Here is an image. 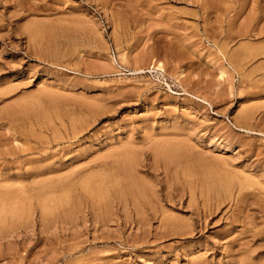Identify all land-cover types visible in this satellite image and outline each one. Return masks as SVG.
Listing matches in <instances>:
<instances>
[{
  "label": "rangeland",
  "instance_id": "obj_1",
  "mask_svg": "<svg viewBox=\"0 0 264 264\" xmlns=\"http://www.w3.org/2000/svg\"><path fill=\"white\" fill-rule=\"evenodd\" d=\"M263 51L264 0H0V264H264Z\"/></svg>",
  "mask_w": 264,
  "mask_h": 264
},
{
  "label": "bare ground",
  "instance_id": "obj_2",
  "mask_svg": "<svg viewBox=\"0 0 264 264\" xmlns=\"http://www.w3.org/2000/svg\"><path fill=\"white\" fill-rule=\"evenodd\" d=\"M203 20H204V19H203ZM222 22H223V20H222ZM256 34H257V33H256ZM252 44L254 45V43H252ZM244 45H245V44H244ZM248 45H249V44H248ZM256 45H257V44H256ZM246 46H247V45H246ZM246 46H245V47H246ZM257 46H259V45H257ZM254 47H255V45H254ZM254 47H253V48H254ZM249 48H251V47H249ZM253 48H252V49H253ZM255 48H256V47H255ZM258 49H259V48H257V50H258ZM261 49L263 50L262 47H261ZM250 50H251V49H250ZM259 50H260V49H259ZM251 51H255V50H251ZM255 52H256V51H255ZM255 52H252V53H255ZM258 52H259V51H257L256 53H258ZM263 52H264V51H263ZM258 54H260V52H259ZM258 54H257V55H258ZM263 54H264V53H263ZM246 55H247V54H246ZM263 67H264V66H263ZM258 69H259V68H258ZM223 72H224V71H222V70L220 71V75H221V76H223V74H224ZM246 78H247V77H246ZM8 111H9V110H8ZM5 112H6V111H5ZM10 112H12V111H10ZM6 113H8V112H6ZM172 150H173V149H171V148H170V149H167L168 153H171V157H173V154H174V152H172ZM166 154H167V153H166ZM129 155H130V154H129ZM173 158H174V157H173ZM171 159H172V158H171ZM171 159H170V160H171ZM176 159H177V158H176ZM173 161H174V159H173ZM184 162H185V161H184ZM123 165H124V164H123ZM125 166H126V165H125ZM187 167H188V166H187ZM123 168H124V167H123ZM116 170H117V169H116ZM120 170H121V169H120ZM201 170H202V168H201ZM118 171H119V169H118ZM118 171H117V173H118ZM122 171H123V170H122ZM119 174H120V173H119ZM119 174H118V175H119ZM121 174H122V173H121ZM55 175H56V174H55ZM97 175H98V174H97ZM108 175H109V174H108ZM230 175H231V174H230ZM92 176H93V175H92ZM99 176H100V175H99ZM124 176H126V174H125ZM112 177H113V176H112ZM116 177H118V176H116ZM86 179H88V178H86ZM94 179H95V178H94ZM108 179H109V176H108ZM115 179H116V178H115ZM125 179H126V178H125ZM92 180H93V179H92ZM105 180H107V178H106V179L104 178V181H105ZM84 181H86V182H85V183L83 182V183H84V187H82V188H83V189L85 188V191H87V189H91L92 191H94L95 187L98 188V186H95L93 189L91 188V187H93V186H92V182H94L95 180L92 181V182H91L89 179H88V181H87V180H84ZM102 181H103V178H102ZM108 181H109V180H108ZM113 181H114V180H113ZM113 181H111V182H113ZM118 181L120 182L119 179H118ZM118 181L116 180V182H118ZM95 182H96V181H95ZM119 182H118V184H119ZM127 183H128V181H127ZM214 183H215V182H214ZM35 184H36V183H35ZM67 184H68V183H67ZM67 184H65L64 188H65V187H67V188L69 187V186H66ZM104 184H105V186H106L107 183L105 182ZM108 184H110V183H108ZM114 184H116V183L114 182ZM212 184H213V182H212ZM68 185H69V184H68ZM111 185H112V183H111L109 186H111ZM116 185H117V184H116ZM121 185H122V184H121ZM123 185H124V184H123ZM123 185H122V186H123ZM47 186H48V185H47ZM105 186H104V187H105ZM112 186H114V185H112ZM48 187H49V189L51 190L50 186H48ZM48 187H45V188H48ZM62 187H63V186H62ZM101 187H102V186H101ZM101 187H99L98 189H95V190H96V191L100 190V191H98V192H102V193H104V192H105V190H103L104 187H103L102 189H101ZM128 187H129V186H128ZM128 187H127V188H128ZM43 188H44V187H43ZM45 188H44V189H45ZM64 188H63V189H64ZM69 188L72 189V187H69ZM106 188H107V187H106ZM114 188H115V187H114ZM60 189H61V188H60ZM63 189H62V190H63ZM104 189H105V188H104ZM107 189H109V188H107ZM128 189H129V188H128ZM50 190H49V191H50ZM96 191H95V192H96ZM119 191H120V190H119ZM122 191H123V190H122ZM131 191H132V190H130V192H131ZM42 192H45V191L42 190ZM88 192H89V191H88ZM123 192H124V191H123ZM206 192H207V191H206ZM220 192H221V191H220ZM39 193H40V190H39ZM46 193H47V192H46ZM48 193H50V192H48ZM51 193H52V192H51ZM102 193H101V194H102ZM105 193H106V192H105ZM105 193H104V195H105ZM108 193H109V192H108ZM44 194H45V193H44ZM95 194L97 195V193H95ZM117 194H118V193H117ZM121 194L123 195V193H121ZM35 195H36V194H35ZM207 195H208V193H207ZM47 196H48V195H47ZM47 196H46V197H47ZM92 196H93V195H92ZM205 196H206V195H205ZM44 197H45V195H44ZM38 198H39V197H38ZM217 198H218V197H217ZM6 199H7V197H6ZM44 199H45V198H44ZM205 199H206V198H205ZM1 200H2V199H1ZM18 200H19V199H18ZM24 200H25V199H24ZM24 200H23V201H24ZM39 200H40V199H39ZM207 200H208V199H207ZM207 200H206V201H207ZM2 201H3V200H2ZM5 201H6V200H5ZM5 201H4L3 203H5ZM27 201H28V200H27ZM41 201H43V200H41ZM206 201H204V203H205ZM9 202H10V201H8V203H9ZM19 202H20V201H19ZM207 202H208V201H207ZM212 202H213V201H212ZM212 202H211V203H212ZM216 202H217V200H216ZM3 203H1V204L3 205ZM8 203H7V204H8ZM13 203H14V202H13ZM17 203H18V202H17ZM46 203H47V202H46ZM204 203H203V204H204ZM1 204H0V205H1ZM7 204H6V206H7ZM10 204H11V203H10ZM14 204H15V203H14ZM205 204H206V203H205ZM208 204H209V203H208ZM23 205H24V204H23ZM44 205H45V204H44ZM214 205H216V208H217V205H218V204H214ZM10 206H11V205H10ZM203 206H204V205H202V208H201V209H202V212H203V210L206 208V207H205V208L203 209ZM209 206H210V209H209V208H207V209H209V211H211V209H212L214 206H213L212 208H211L212 204H210ZM4 207H5V205H4ZM8 207H9V206H8ZM23 207H24V206H23ZM42 207H43V206H42ZM24 208H25V207H24ZM44 208H45V207H44ZM13 209H17V208H13ZM47 209H48V208H47ZM199 209H200V208H199ZM1 210H2V211H5L2 207H1ZM8 210H9V209H8ZM18 210H19V207H18ZM2 211H0V212H2ZM49 211H50V210H49ZM206 211H207V210H206ZM214 211H215V210H214ZM216 211H217V210H216ZM17 212L19 213V211H17ZM197 212H198V211H197ZM202 212H200V213L202 214ZM3 213H4V212H3ZM7 213H8V211H7ZM9 213H11V210L9 211ZM9 213H8V215H9ZM13 213H14V212H13ZM203 213L206 214L205 211H204ZM21 214H22V213H21ZM15 215H18V214H14V216H15ZM11 216H12V215H11ZM204 216H205V215H204ZM1 219H2V217H1ZM167 219L170 220V218H167ZM171 219H172V218H171ZM200 219H201V218H200ZM171 221H172V220H171ZM171 221H170V222H171ZM186 221H187V220H186ZM0 222H1V221H0ZM188 222H189V221H188ZM178 223L180 224L181 221H179ZM184 224H185V223H184ZM182 225H183V224H182ZM188 225H189V224H188ZM179 226H180V225H179ZM191 231H192V230H191ZM203 264H204V263H203Z\"/></svg>",
  "mask_w": 264,
  "mask_h": 264
}]
</instances>
